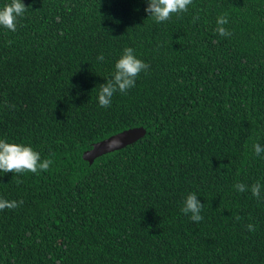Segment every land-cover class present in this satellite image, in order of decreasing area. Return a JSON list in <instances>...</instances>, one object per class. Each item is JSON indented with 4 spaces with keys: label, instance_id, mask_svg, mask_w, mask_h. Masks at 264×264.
I'll return each mask as SVG.
<instances>
[{
    "label": "trees",
    "instance_id": "16d2710c",
    "mask_svg": "<svg viewBox=\"0 0 264 264\" xmlns=\"http://www.w3.org/2000/svg\"><path fill=\"white\" fill-rule=\"evenodd\" d=\"M22 2L16 31L0 26V139L54 163L0 171V198L24 202L0 211V264H264V0H193L160 24L147 0ZM127 47L150 67L100 107ZM257 181L259 200L234 187ZM191 193L198 223L181 211Z\"/></svg>",
    "mask_w": 264,
    "mask_h": 264
},
{
    "label": "clouds",
    "instance_id": "9594fccd",
    "mask_svg": "<svg viewBox=\"0 0 264 264\" xmlns=\"http://www.w3.org/2000/svg\"><path fill=\"white\" fill-rule=\"evenodd\" d=\"M147 3L148 7L145 11L148 13V17L155 23L160 24L170 20L173 14L180 15L187 12L193 0H147ZM26 9L27 7L22 0H11L10 3L0 9V26L15 32L18 18L24 16ZM228 23L227 14L217 17L216 32L224 37L231 36L232 33L224 27ZM97 60L102 62L104 56H98ZM149 67L143 60L137 58L133 48H125L121 57L115 63V71L112 78L108 79L107 83L99 85V106L105 108L110 107L114 94L117 92L126 94L130 88L135 86L136 79L140 73L146 72ZM252 147L256 156L262 154L259 143H254ZM53 163L54 161L50 158L41 160L40 153L35 151L30 145L12 143L5 139H0V171L4 173L20 175L30 172L39 174L41 171L47 172ZM17 183L19 184L21 181L17 180ZM234 187L239 192L250 190L251 194L257 200L261 198L260 189L262 186L259 181L253 183L250 189L249 186L243 183H237ZM23 203V200L10 201L0 198V211L16 209ZM203 206L197 195L191 193L185 198L181 211L185 215L191 214L190 219L198 223L203 220V216L201 215ZM236 219L239 220L240 217L237 216ZM247 228L249 231H255V227L252 224H248Z\"/></svg>",
    "mask_w": 264,
    "mask_h": 264
},
{
    "label": "water",
    "instance_id": "95a60500",
    "mask_svg": "<svg viewBox=\"0 0 264 264\" xmlns=\"http://www.w3.org/2000/svg\"><path fill=\"white\" fill-rule=\"evenodd\" d=\"M147 129L143 126L125 129L119 133L113 134L108 138L95 142L92 147L83 153V158L89 163L108 152L119 150L143 137Z\"/></svg>",
    "mask_w": 264,
    "mask_h": 264
}]
</instances>
